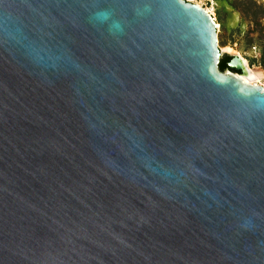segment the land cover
<instances>
[{
  "label": "water",
  "instance_id": "obj_1",
  "mask_svg": "<svg viewBox=\"0 0 264 264\" xmlns=\"http://www.w3.org/2000/svg\"><path fill=\"white\" fill-rule=\"evenodd\" d=\"M187 0H0V264H264V88Z\"/></svg>",
  "mask_w": 264,
  "mask_h": 264
},
{
  "label": "rangeland",
  "instance_id": "obj_2",
  "mask_svg": "<svg viewBox=\"0 0 264 264\" xmlns=\"http://www.w3.org/2000/svg\"><path fill=\"white\" fill-rule=\"evenodd\" d=\"M195 2L208 9L217 22L220 50L225 51L226 47H230L246 59L251 67L263 73L264 0H195Z\"/></svg>",
  "mask_w": 264,
  "mask_h": 264
},
{
  "label": "bare ground",
  "instance_id": "obj_3",
  "mask_svg": "<svg viewBox=\"0 0 264 264\" xmlns=\"http://www.w3.org/2000/svg\"><path fill=\"white\" fill-rule=\"evenodd\" d=\"M187 1H190V2H195V0H187ZM199 5H201L200 3L198 2H195ZM208 10V9H207ZM209 11V10H208ZM216 22V21H215ZM216 26H217V22H216ZM218 27V26H217ZM225 51H228V52H232V53H235L236 55H238L241 59H243V64L245 66V70L246 72L244 74H242L240 77L246 81L247 83H250L252 85L254 84H258L259 82L261 83L262 82V79L264 78V74L257 68H253L251 67L247 60L244 59L239 53L237 54V52L233 51L230 47H226L225 48Z\"/></svg>",
  "mask_w": 264,
  "mask_h": 264
},
{
  "label": "trees",
  "instance_id": "obj_4",
  "mask_svg": "<svg viewBox=\"0 0 264 264\" xmlns=\"http://www.w3.org/2000/svg\"><path fill=\"white\" fill-rule=\"evenodd\" d=\"M232 56L229 55V54H224L220 60H219V63H218V67H219V70L220 71H225L228 68V62L231 60ZM262 62H264V57H263V60ZM237 73V72H236Z\"/></svg>",
  "mask_w": 264,
  "mask_h": 264
},
{
  "label": "built area",
  "instance_id": "obj_5",
  "mask_svg": "<svg viewBox=\"0 0 264 264\" xmlns=\"http://www.w3.org/2000/svg\"><path fill=\"white\" fill-rule=\"evenodd\" d=\"M214 18V17H213ZM243 60V59H242ZM263 63V65H262V68H263V73H264V62H262ZM263 80V79H262ZM256 85H259V86H262L263 88H264V81L263 82H259L258 84H256Z\"/></svg>",
  "mask_w": 264,
  "mask_h": 264
},
{
  "label": "flooded vegetation",
  "instance_id": "obj_6",
  "mask_svg": "<svg viewBox=\"0 0 264 264\" xmlns=\"http://www.w3.org/2000/svg\"><path fill=\"white\" fill-rule=\"evenodd\" d=\"M239 74V72H237Z\"/></svg>",
  "mask_w": 264,
  "mask_h": 264
}]
</instances>
